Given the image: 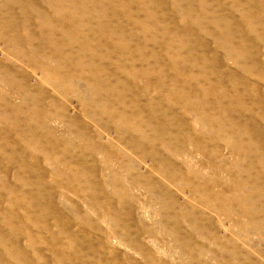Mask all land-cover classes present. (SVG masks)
I'll return each mask as SVG.
<instances>
[{
  "label": "rangeland",
  "instance_id": "rangeland-1",
  "mask_svg": "<svg viewBox=\"0 0 264 264\" xmlns=\"http://www.w3.org/2000/svg\"><path fill=\"white\" fill-rule=\"evenodd\" d=\"M0 31V264H264V0H0Z\"/></svg>",
  "mask_w": 264,
  "mask_h": 264
},
{
  "label": "bare ground",
  "instance_id": "bare-ground-1",
  "mask_svg": "<svg viewBox=\"0 0 264 264\" xmlns=\"http://www.w3.org/2000/svg\"><path fill=\"white\" fill-rule=\"evenodd\" d=\"M90 14H92V13H90ZM97 14H100V13H98L97 12ZM36 15V14H35ZM94 15V14H93ZM107 15V14H106ZM107 17V16H106ZM157 17V16H156ZM163 17V16H162ZM164 18L166 19V17L164 16ZM102 19V18H101ZM103 20V19H102ZM140 20V19H139ZM162 20V19H161ZM170 21V20H169ZM185 21V20H184ZM138 22V21H137ZM104 23V22H103ZM107 24V23H106ZM140 24V23H139ZM168 25V24H167ZM3 26H5L6 27V25H3ZM109 26V25H108ZM114 26V25H113ZM147 26H148V24H147ZM155 26V25H154ZM102 27H103V25H102ZM169 27H170V25H169ZM168 27V28H169ZM180 27V26H179ZM186 27H187V25H186ZM175 28V27H174ZM207 28V27H206ZM105 29V28H104ZM155 29H156V27H155ZM179 29V28H178ZM146 30V29H145ZM177 30V29H176ZM3 31V30H2ZM154 31V30H153ZM182 31V30H181ZM1 32V31H0ZM203 32V31H202ZM207 32L208 33H210L209 31H208V29H207ZM103 33V32H102ZM203 33H205V32H203ZM97 34V33H96ZM95 34V35H96ZM99 34V33H98ZM181 35V34H180ZM185 35H187V34H185ZM190 35V34H189ZM211 35L213 36V38L214 39H217L216 38V35L217 34H215V33H211ZM94 36V35H93ZM111 36V35H110ZM168 36V35H167ZM100 37V36H99ZM225 37V36H224ZM34 38V37H33ZM165 38V37H164ZM189 37H187V39H188ZM192 38V37H191ZM190 38V39H191ZM227 38H228V36H227ZM232 38V37H231ZM117 39V38H116ZM189 39V40H190ZM245 39H246V37H245ZM244 39V40H245ZM49 39H44L43 37L42 38H39L38 40H37V44H35V45H32V46H34L33 47V49H35L36 51L37 50H39V49H41V48H45V45H44V42L46 41H48ZM196 40V39H195ZM219 40V39H218ZM230 40V39H229ZM31 41H32V38H31ZM99 41V40H98ZM182 41V40H181ZM191 41V40H190ZM33 43V42H32ZM164 43V42H163ZM186 43V42H185ZM192 43V42H191ZM194 43H195V46H194ZM192 45H193V50L195 51V48L194 47H196V45L198 46V44H196V41L194 42ZM235 43V42H234ZM172 44V43H171ZM230 44V43H229ZM231 44H233V43H231ZM237 44V43H236ZM64 45V44H63ZM202 45V44H201ZM223 45V44H222ZM225 45H227V44H225ZM234 45V44H233ZM246 46H248L247 44H245ZM251 45V44H250ZM110 46V45H109ZM191 46V45H190ZM205 46V45H204ZM229 46V45H228ZM236 46V45H235ZM176 47V46H175ZM203 47V46H202ZM206 47V46H205ZM234 47V46H233ZM238 47V46H237ZM32 49V48H31ZM98 49V48H97ZM110 49V48H109ZM186 49V48H185ZM184 49V50H185ZM207 49V48H206ZM205 49V50H206ZM108 50V49H107ZM192 50V49H191ZM199 50H200V48H199ZM229 50V49H228ZM238 50V49H237ZM246 51H247V49H245ZM84 51V50H83ZM170 51V50H169ZM178 51V50H177ZM182 51V50H181ZM202 53L204 52V50H200ZM251 51H252V49H251ZM26 52H28V51H25V54H26ZM249 52V51H248ZM169 53V52H168ZM192 53V52H191ZM231 54V53H230ZM47 55V54H46ZM58 55V54H57ZM104 55H105V53H104ZM226 55V54H225ZM225 55H224V58H225ZM253 55V54H252ZM193 56V55H192ZM212 56H214V55H212ZM244 56V55H243ZM84 57V56H83ZM87 57V56H86ZM92 57V56H91ZM94 58V57H93ZM156 58V57H155ZM171 58V57H170ZM202 58V57H201ZM201 58H200V61H201ZM211 58V57H210ZM160 59V58H159ZM246 59V58H245ZM88 60V59H87ZM101 60V59H100ZM209 60V59H208ZM210 60H212V59H210ZM238 60V59H237ZM247 60V59H246ZM255 60V59H254ZM1 61V60H0ZM199 61V60H198ZM204 61H205V59H204ZM253 61V60H252ZM2 62V61H1ZM89 62V61H88ZM197 62V61H196ZM202 63H203V61H201ZM211 62V61H210ZM239 62H241V61H239ZM65 63V62H64ZM160 63V62H159ZM194 63H195V61H194ZM206 63H207V61H206ZM206 63H203V65L205 64L206 65ZM209 63V62H208ZM246 63V62H245ZM252 63V62H251ZM2 64V63H1ZM0 64V73H6V75H7V73L9 72V69L7 68V67H5V66H3V65H1ZM200 64V63H199ZM210 64V63H209ZM208 64V65H209ZM213 64H215V63H213ZM249 64V63H248ZM158 65V64H157ZM247 65V64H246ZM57 66H58V64H57ZM59 66H61L60 64H59ZM159 66V65H158ZM211 66H212V64H211ZM210 66V67H211ZM215 66V65H214ZM166 67H168V66H166ZM202 67V66H201ZM177 68V67H176ZM200 68V67H199ZM204 68H206V66L204 67ZM193 69V68H192ZM251 69V68H250ZM10 70H12V69H10ZM181 70V69H180ZM202 70V69H201ZM205 70H207V69H205ZM212 70V69H211ZM243 70H246V68L245 69H243ZM199 71V70H198ZM197 71V72H198ZM183 72V71H182ZM192 72V71H191ZM196 72V73H197ZM203 72H208V71H203ZM224 72V71H223ZM186 73V72H185ZM215 73H217V72H215ZM214 73V74H215ZM244 73H245V71H244ZM2 74H0V75H2ZM4 75V74H3ZM2 75V76H3ZM195 75V74H194ZM205 75H206V73H205ZM204 75V76H205ZM217 75H219V74H217ZM207 76V75H206ZM192 77V76H191ZM221 77V76H220ZM225 77V76H224ZM195 78V77H194ZM176 79L177 78H175L174 80L176 81ZM178 79H180V78H178ZM183 79V78H182ZM189 79V78H188ZM186 80V79H185ZM194 80V79H193ZM202 80V79H201ZM209 81V80H208ZM219 81V80H218ZM237 81V80H236ZM236 81H234V82H236ZM178 83L179 82H181L180 80H178L177 81ZM187 82V81H186ZM191 82V81H190ZM201 82V81H200ZM221 82V81H220ZM188 84V83H187ZM190 84V83H189ZM174 85V84H173ZM182 85V84H181ZM207 85V84H206ZM245 85V84H244ZM177 86H178V84H177ZM184 86V85H183ZM238 86V85H237ZM241 86V85H240ZM243 86V85H242ZM23 87V86H22ZM27 87V85H24V88H26ZM207 87V86H206ZM189 88H191V87H189ZM209 88V87H208ZM212 88V87H211ZM210 88V89H211ZM19 89H21V88H18V90ZM180 89V88H179ZM184 89V88H183ZM25 90V89H24ZM176 90V89H175ZM187 90H189V89H187ZM206 90H207V88H206ZM177 91V90H176ZM190 92L192 91L191 89L189 90ZM188 91V92H189ZM208 91V90H207ZM209 92H210V90H209ZM209 92H208V94H209ZM19 94H21V99H20V102L21 103H23V102H26V101H28V95L26 94V92L25 91H23V94L21 93V92H19ZM18 94V95H19ZM188 95H189V93H187ZM191 94H194V93H191ZM190 94V95H191ZM195 95V94H194ZM184 96V95H183ZM20 97V96H19ZM186 97V96H185ZM188 97H190V96H188ZM194 98V97H193ZM28 104V103H27ZM36 104V103H35ZM169 105V104H168ZM170 105H171V103H170ZM170 105H169V107H170ZM14 106H17V105H14ZM21 108V107H20ZM32 109H34V108H32ZM18 110V109H17ZM29 111H31V110H29ZM34 111V110H33ZM168 112V111H167ZM11 113V112H10ZM15 114V113H14ZM19 114V113H18ZM29 114H31V112L29 113ZM66 115V114H65ZM19 117V116H18ZM70 122V121H69ZM13 124V123H12ZM71 124V123H70ZM74 124V123H73ZM238 124H242V123H238ZM244 125V124H243ZM13 126V125H12ZM73 126V125H72ZM76 126V125H75ZM78 126V125H77ZM81 126V125H80ZM240 128V127H239ZM244 128V127H243ZM10 129V128H9ZM16 129V128H15ZM48 129V128H47ZM80 129H82L81 127H80ZM244 129H247L246 127L244 128ZM243 129V130H244ZM249 129V128H248ZM71 130V129H70ZM50 131V130H49ZM72 131V130H71ZM245 131H247V130H245ZM250 131H252L251 129H250ZM9 132H11V129H10V131ZM86 133H84V134H87V136L89 135V133L87 132V131H85ZM83 133V132H82ZM79 135H81V133H78ZM247 134H248V132H247ZM249 134H251V133H249ZM168 135V134H167ZM239 135V134H238ZM242 135H243V133H242ZM253 134H251V136H252ZM76 136V135H75ZM78 136V135H77ZM59 138V137H58ZM74 138H76V137H74ZM83 138V137H82ZM250 138H252V137H250ZM60 139H62V138H60ZM72 139H73V135H72ZM76 139H78V138H76ZM74 140V139H73ZM247 140V139H246ZM73 143L74 142H76L75 140L74 141H72ZM78 142V141H77ZM86 142H87V144L89 143L90 144V142L92 143V140H91V138H90V140H89V138L87 139L86 138ZM72 143V144H73ZM84 144V143H83ZM88 144V145H89ZM93 144V143H92ZM75 145V144H74ZM85 145V144H84ZM69 146V145H68ZM67 146V147H68ZM81 146H83V145H81ZM79 147H80V145H79ZM12 148V147H11ZM16 148V147H15ZM76 148V147H75ZM82 148V147H81ZM245 150V149H244ZM76 151V150H75ZM74 151V152H75ZM81 151V150H80ZM76 153V152H75ZM75 153L74 154H71V158H70V160H69V164L73 167V168H77V170H79L80 171V169L79 168H81L82 170L85 168V169H88V165H89V163H88V158H87V154L86 153H84V151H83V153H82V155H75ZM248 156V155H247ZM250 156V155H249ZM69 158V157H68ZM244 161H246V159L244 160ZM245 163H247V162H245ZM244 163V164H245ZM249 163V162H248ZM68 164V165H69ZM81 170V171H82ZM83 177H85V176H88V174H89V170H87V171H83ZM77 177V176H76ZM79 178V177H78ZM82 178V177H81ZM80 179V178H79ZM78 179V180H79ZM84 179V178H83ZM86 180H87V178H86ZM96 180V179H95ZM80 181V180H79ZM154 181V180H153ZM201 181V180H200ZM83 182V181H82ZM89 182V181H88ZM97 182V181H96ZM91 183H92V181H91ZM94 183V182H93ZM92 185V184H91ZM116 187V186H115ZM91 188V187H90ZM96 188V187H95ZM102 189V188H101ZM100 189V190H101ZM96 193H97V191H95ZM116 192V191H115ZM117 193V192H116ZM121 193V192H120ZM91 195V194H90ZM94 195V194H93ZM98 195L100 196V193H98ZM98 196V197H99ZM107 196H108V194H107ZM117 196V195H116ZM98 197H97V199H98ZM119 197H120V195H119ZM169 203V202H168ZM167 202H166V204H168ZM170 205H172L171 203H170ZM167 206V205H166ZM172 230V229H171ZM175 230V229H174ZM178 232V231H177ZM172 234H174V233H172ZM181 234V233H180ZM175 235V234H174ZM177 235H179V233H177ZM186 235V234H185ZM175 237V236H174ZM186 237V236H185ZM188 237V236H187ZM175 239V238H174ZM176 239H178V237L176 238ZM180 241H181V238H180ZM179 241V242H180ZM184 242V241H183ZM182 243V242H181ZM183 244V243H182ZM186 247V246H185ZM185 247H184V249H185ZM183 249V250H184ZM185 251H186V249H185ZM184 251V252H185ZM144 253V252H143ZM187 253V252H186ZM149 255V254H148ZM160 263V262H159ZM137 264V263H136ZM145 264V263H144ZM157 264V263H156Z\"/></svg>",
  "mask_w": 264,
  "mask_h": 264
}]
</instances>
